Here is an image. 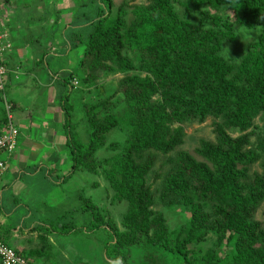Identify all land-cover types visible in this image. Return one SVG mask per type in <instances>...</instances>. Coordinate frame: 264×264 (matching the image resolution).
<instances>
[{
	"label": "trees",
	"instance_id": "trees-1",
	"mask_svg": "<svg viewBox=\"0 0 264 264\" xmlns=\"http://www.w3.org/2000/svg\"><path fill=\"white\" fill-rule=\"evenodd\" d=\"M94 2L96 14L74 27L91 26L89 32L69 44L83 46V57L70 76L54 79L63 88L65 125L70 126L73 79L91 86L99 72L122 77L110 97L86 106L85 142L71 128L65 131L72 165L63 179L50 181L64 184L76 170L100 168L114 191L112 200L127 202L121 231L110 219L102 222L98 212L93 215L99 220L93 219L94 206L80 208L91 212L92 231L108 233L104 256L115 264H133L136 253L149 264H264V222L256 219L264 202V0H183L185 14L198 17L196 22L177 14L170 0L134 6L130 20L126 3L112 14V0ZM242 25L258 33L239 63H232L221 55L222 46L236 39L235 27ZM96 96L103 97L100 89ZM209 117L215 120V141L200 140L195 153L201 160L176 151L184 143L182 125ZM113 130L126 135L124 143L109 144V150L119 151L95 159ZM158 153L167 157L160 200L187 215L177 231L153 209L147 177ZM254 165L260 172L251 170ZM57 227L50 232L64 236L75 229L68 223ZM211 236L212 247L204 250Z\"/></svg>",
	"mask_w": 264,
	"mask_h": 264
},
{
	"label": "rangeland",
	"instance_id": "rangeland-1",
	"mask_svg": "<svg viewBox=\"0 0 264 264\" xmlns=\"http://www.w3.org/2000/svg\"><path fill=\"white\" fill-rule=\"evenodd\" d=\"M94 1L96 0H0V5L4 6L6 3L5 6H7L8 3L6 8L7 13L5 14H12L10 17L2 15L1 18V20L4 18L5 21L9 17L6 29L10 33L11 40H9L11 43L14 41L12 40L13 37L17 42L16 44L19 46L25 45L26 50L25 52L22 51V53L29 58L35 57L37 59L40 56L39 52L42 54L47 53L42 58V64L40 65L41 72H43L40 75V82L42 84H45L46 78L50 80L51 77H54L60 80L70 76L78 61L83 57L85 52L83 46L71 49L69 44H73L75 36L80 35L84 30L83 35L89 32V27L91 28V26L85 27L82 30H77L74 27L76 25H85L88 22L87 19H90L92 14H96L97 5ZM170 1L177 14L181 17H187L193 22L199 19L198 17L185 14L184 7L180 5L183 0ZM122 3L127 4L126 10L127 14H129L127 18L130 20L132 18V8L134 6L147 5V0H112L111 13H116L117 7ZM68 23L73 28H66ZM239 28L235 27L236 39L223 45L230 47V57L233 59L226 60L232 63H239L242 54L251 48L258 33L256 29L248 27H246L248 28L246 31L239 32ZM34 67L35 65L28 69V73H26L29 75L28 78L35 74L33 71ZM12 70V73L8 74L10 81L6 86V95L15 105L12 110L15 126H17L16 121L19 116H22V120L28 122H32L33 120L44 121L46 119L45 114L48 113L47 111H50V113H55L52 116V118L57 119L54 128H56V132L60 136H63L68 128H71L70 133L72 132V135L74 133L78 134L82 142L87 140L86 106L110 97L116 89L118 80L122 77L119 73L108 74L99 72L97 79L91 86L82 84L78 77L73 79L71 84L76 89H73L69 99V103L72 105V112H69L68 123L70 126H66V115L61 110L60 105V94L63 88L59 80H53L50 88L41 89L42 87H39L37 78H29L30 86L26 92L23 86L26 83V77L22 75L21 71ZM60 70L63 72H60ZM66 71H70V73ZM97 89L101 90L103 97L96 96ZM47 100L51 101L54 107L53 110L47 108ZM112 101L117 102V97H113ZM19 105H21L22 109ZM1 107L0 104V121L3 118ZM29 107H32L33 113ZM117 109H120V105H118ZM214 121L213 118L209 117L202 124H183L185 133L184 143L176 151H185L195 159L201 160L195 153V150L199 146L200 140L215 141L213 134ZM2 124L3 122L0 124V128ZM255 125L259 131L261 122L257 120ZM29 129L34 131L31 136H34L32 139L36 145L38 141L47 144V141L40 140V125ZM26 130L27 128H24V131ZM35 130H37V133ZM237 135L238 133H232L233 137ZM125 139L126 135L123 132L119 130L111 131L106 135L103 148L95 153V159L102 161L111 157L119 151V148L109 150L108 145L116 143L118 147H121ZM255 141V136H253L251 138L252 146L255 145ZM157 155V162L147 177V183L151 185L154 194L155 204L153 209L163 213L170 231H177L185 223L187 215L184 212L178 211L180 208L169 210L161 202L162 177L167 171V168H162L161 164L166 161L167 157L160 153ZM32 162H29V164ZM71 165L72 160L69 150L65 149V152L61 153L55 162V166H51V170L47 171L43 169L35 175L31 168L26 169L25 172L23 171L25 175H23L21 183L23 184L24 182L26 184L27 190L21 196L25 199L20 200L12 197L9 199L7 198L9 194L5 193L0 202V213L7 218L6 220L10 219V223L16 226L17 230L26 231V229L31 227L30 222L38 219L44 220L41 223L47 222L44 225H49L53 229L66 223L75 228L76 230L74 229L68 235L58 236V243L64 247L68 255L65 257L62 252H59L62 247L54 249L56 250V255H53L51 259L52 264H115V262L108 261L104 256V243L108 233L103 229L92 231L93 219L99 220L95 214L93 215V212L100 214L102 222H107L110 219L118 230L121 231L123 230L121 222L127 210V202L112 200L114 191L100 168H97L95 171H89L85 168L76 170L64 184H60L59 182L55 183V185L49 183L48 178L50 177L55 182L63 179V176L70 170ZM251 170L260 172L258 165L252 166ZM48 203L49 206H46ZM83 204H89L96 208L91 210L93 219L90 215L91 212L80 211ZM25 205L27 209L24 208ZM49 218L52 221H47ZM256 219L264 222V202L256 213ZM214 240L215 237L211 236L206 243L202 244V248L204 250L211 248ZM26 258L28 259L27 256ZM29 259L31 260V258ZM54 259L56 261H53ZM131 261L133 264H149L148 259L139 253H136V255L132 254ZM31 263L34 262L31 260Z\"/></svg>",
	"mask_w": 264,
	"mask_h": 264
},
{
	"label": "crops",
	"instance_id": "crops-1",
	"mask_svg": "<svg viewBox=\"0 0 264 264\" xmlns=\"http://www.w3.org/2000/svg\"><path fill=\"white\" fill-rule=\"evenodd\" d=\"M3 2V1H2ZM6 5V3H5ZM0 5V31H5L9 39L11 40L10 33L6 29V25L9 22V17L12 14H5L6 8L8 6ZM3 6V7H2ZM2 15L9 16L4 21V18L1 20ZM8 20V21H7ZM15 37V36H14ZM12 40H14L12 47L13 51H9L6 56V66L8 67L9 73H12V69H15V71H21L22 75L26 77V83L24 86V91H28V88L30 86L29 84V78H37L39 87L43 88H50L52 85V81L55 79L54 77H51L49 80L46 78L44 81L45 84H42L40 81V75L41 73V61L42 58L45 57L47 54H42L39 52L38 58L35 57L29 58L26 55H23L22 51L25 52L26 47L25 45L19 46L16 44L17 42L12 37ZM11 42V41H10ZM21 44V42H19ZM16 44V45H15ZM22 45V44H21ZM52 46V45H51ZM29 64V65H27ZM33 68V71L35 74L31 75L32 77L28 78V69L30 67ZM75 68V67H74ZM60 72H63L60 70ZM70 73V71H66ZM10 81V79L7 77V84ZM47 81V82H46ZM45 90V89H44ZM41 94V93H40ZM44 94V93H43ZM45 101V100H44ZM15 107V105H14ZM19 107L22 109L21 105ZM51 101L47 100V108L49 110H53ZM19 108V110H21ZM30 111L33 113L32 107H29ZM48 113L45 114L46 119L44 121H36L33 120L32 122L24 121L22 120V116H19L17 119V128L19 130V137H18V145L16 148V152L13 155L12 159L9 162V166L6 171L0 172V202L1 199H3V195L5 193H8L9 196L7 198L11 199H25L23 196H21L24 191L27 190L26 184L23 182V175L26 169L31 168V170L34 171V175L37 172H41L44 170H51V166H55V162L57 161L58 157L61 153L65 152V149H68L66 146V137L65 135L60 136L56 132V128L54 126L56 125L57 119L52 118V116L55 114L54 112L50 113V111H47ZM43 115V114H42ZM33 117V116H32ZM57 118V117H56ZM20 120V121H19ZM1 124V121H0ZM36 125H40V140L47 141V144H43L41 142H36L37 145L34 143V140L32 139L31 134H33L34 131L30 130L31 127H36ZM24 128H27L26 131H24ZM23 131V132H22ZM37 133V130H35ZM36 147V148H35ZM33 161L31 164L29 162ZM24 171V172H23ZM28 175V174H26ZM51 178L48 179L49 183H52ZM53 180V179H52ZM54 184V182L52 183ZM55 185V184H54ZM42 203V202H41ZM43 204V203H42ZM44 205V204H43ZM49 206V203L48 205ZM27 206L25 205L24 208ZM3 215L0 213V236H2L7 244L9 246L14 247L18 251L22 252L24 255H26L34 262L32 264H52L51 259L53 258V255H56V250L62 247L61 244L58 243V236L50 232L51 226L44 225L45 223H41L43 221L41 220H33L31 223V227L29 229H26V231L17 230L16 226H13L10 223V219L6 220ZM53 219V217H52ZM51 218H49L47 221H52ZM40 227H39V226ZM45 230V231H44ZM65 257L68 255V252L64 250V247H62L61 251ZM30 260V259H29ZM30 260V262H31ZM53 261H56L54 259ZM76 263V262H75Z\"/></svg>",
	"mask_w": 264,
	"mask_h": 264
},
{
	"label": "built area",
	"instance_id": "built-area-1",
	"mask_svg": "<svg viewBox=\"0 0 264 264\" xmlns=\"http://www.w3.org/2000/svg\"><path fill=\"white\" fill-rule=\"evenodd\" d=\"M12 44L5 31H0V104L4 111L3 124L0 128V172L7 170L9 162L16 152L19 130L15 126L12 110L14 104L6 95L8 67L6 66V54L11 51ZM75 83V82H74ZM1 264H32L24 255L18 254L14 249L0 240Z\"/></svg>",
	"mask_w": 264,
	"mask_h": 264
},
{
	"label": "clouds",
	"instance_id": "clouds-1",
	"mask_svg": "<svg viewBox=\"0 0 264 264\" xmlns=\"http://www.w3.org/2000/svg\"><path fill=\"white\" fill-rule=\"evenodd\" d=\"M261 20H264V15L260 16ZM248 28H246L245 26H240V28L238 29L239 32H243L246 31ZM244 40V39H243ZM225 41V40H224ZM246 41V40H244ZM247 42V41H246ZM225 59H233L230 57V47L229 46H222V53H221Z\"/></svg>",
	"mask_w": 264,
	"mask_h": 264
}]
</instances>
